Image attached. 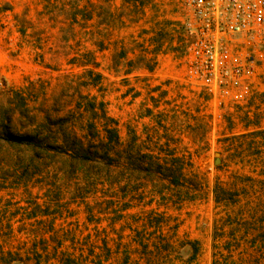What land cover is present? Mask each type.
<instances>
[{"label":"rangeland","instance_id":"1","mask_svg":"<svg viewBox=\"0 0 264 264\" xmlns=\"http://www.w3.org/2000/svg\"><path fill=\"white\" fill-rule=\"evenodd\" d=\"M0 24V115L8 109L21 131L16 92L28 116L43 110L55 118L77 102H102L131 173L130 187L112 190L109 203L101 188L89 198L96 215L88 221L69 178L67 185L42 173L28 153L0 143V250L15 253L9 264H35L34 243L51 264H59L56 248L95 252L103 264H213L215 246L233 235L257 240L245 258L264 264V58L230 95H207L184 76L175 0H0ZM155 164L175 167L178 183ZM123 194L130 207L119 219ZM146 217L163 224L146 227ZM9 227L14 236L4 243ZM163 235L166 253L143 260L134 238Z\"/></svg>","mask_w":264,"mask_h":264},{"label":"trees","instance_id":"2","mask_svg":"<svg viewBox=\"0 0 264 264\" xmlns=\"http://www.w3.org/2000/svg\"><path fill=\"white\" fill-rule=\"evenodd\" d=\"M88 4L93 7V3L88 2ZM76 11H78L77 13L79 11L84 12V20L92 18V12L89 10L77 9ZM19 32L25 34L26 30L21 27ZM99 78L100 76L96 75L95 82L91 83L94 85L98 84ZM13 95V100L17 101V103L11 102V105H13L12 110L16 109L20 114L18 127L21 128V131L13 129L11 119L7 116L8 109H4L2 116L0 115V143L19 148L21 153H23L22 151L28 153L27 163L35 165L37 169L42 167L40 171H45L42 173H46L50 177L54 175L55 177L63 178L67 185L69 182L73 183L75 202L84 207L87 220L93 221L96 211L95 205L89 199L90 197L96 195L101 188L104 192V197H107L103 199V202L109 203L114 199V196L109 194L112 190H116L115 188L120 186L125 191L124 188L128 189L130 187L129 157L125 149H121L116 121L106 114L102 102L95 103L94 100L90 104L77 102L72 110H67L64 115L56 116L55 118H51L43 110L39 111L42 113L41 116L38 113L28 116L23 97L17 92ZM87 113L91 119L85 123L82 122L81 118H77V116L83 117ZM71 116H74V119ZM26 117L29 119L26 120ZM22 158L19 160L22 161ZM173 168L170 166L165 168L161 164H155L156 170L154 171H157L158 175H162V171H167L165 177H170V182L176 184L178 181L174 173L177 169L173 170ZM181 169L180 167V171ZM150 171L152 173V170ZM40 173L38 172L37 174L39 175ZM150 179L151 181L154 180L153 178ZM135 189L138 188L134 187V189L130 190L133 191ZM130 190H128L129 193H131ZM125 197L126 195L123 194L120 197L121 200H116L120 203L119 208L116 210L118 212L116 216L119 219L127 214L126 211L130 207V200L125 199ZM97 203L96 205L99 204ZM152 219L146 217L142 221V223L144 222L143 225L151 228L158 226L156 228L159 229L163 221H153ZM38 222H31L30 225L34 226ZM8 229V234H5L6 236L2 238L4 243L14 236L12 228L9 227ZM34 230L33 228L32 231ZM157 239L153 242L141 236L134 238V241L140 246L139 254L143 260L146 261V257L150 258L151 254L153 257L157 252L166 253V251L162 252V248L166 249L170 245L167 238H164L163 235ZM262 241L264 242V239ZM35 242L37 243L38 241ZM257 244V240H248L245 236L237 237L233 235L225 244L215 246L213 264H247L246 251H249L250 248L254 249ZM150 245H153V247L149 252L147 249L151 247ZM0 246L2 247L3 245ZM38 251V247L34 243L31 252L37 256L35 264H51V256L48 257V254H46L47 256L43 257L42 252ZM106 251L110 253L108 249ZM54 252V257L58 259L59 264H83L86 263L82 260L84 257L94 259L93 262L91 261L93 264H103L104 262V258L100 254H95V252L88 256H84L83 252L78 256L73 253H60L57 248ZM235 253L238 255L237 258L233 257ZM14 255L15 253L11 251L5 252L1 249L0 264H9V262L16 260Z\"/></svg>","mask_w":264,"mask_h":264},{"label":"built area","instance_id":"3","mask_svg":"<svg viewBox=\"0 0 264 264\" xmlns=\"http://www.w3.org/2000/svg\"><path fill=\"white\" fill-rule=\"evenodd\" d=\"M175 1L185 78L209 96L230 95L264 58V0Z\"/></svg>","mask_w":264,"mask_h":264},{"label":"crops","instance_id":"4","mask_svg":"<svg viewBox=\"0 0 264 264\" xmlns=\"http://www.w3.org/2000/svg\"><path fill=\"white\" fill-rule=\"evenodd\" d=\"M91 3H93V7L96 6V4H95L94 2L91 1ZM97 3H98V1H97ZM97 5L100 7V5H101V4H100V1H99V3H98ZM93 7H92V8H93ZM92 17H93V13H92Z\"/></svg>","mask_w":264,"mask_h":264}]
</instances>
